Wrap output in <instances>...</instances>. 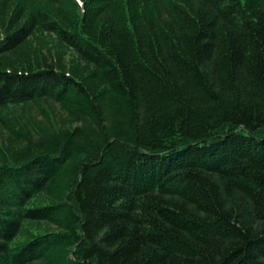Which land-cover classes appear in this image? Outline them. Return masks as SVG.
Returning <instances> with one entry per match:
<instances>
[{"label": "trees", "instance_id": "1", "mask_svg": "<svg viewBox=\"0 0 264 264\" xmlns=\"http://www.w3.org/2000/svg\"><path fill=\"white\" fill-rule=\"evenodd\" d=\"M0 264H264V0H0Z\"/></svg>", "mask_w": 264, "mask_h": 264}, {"label": "rangeland", "instance_id": "2", "mask_svg": "<svg viewBox=\"0 0 264 264\" xmlns=\"http://www.w3.org/2000/svg\"><path fill=\"white\" fill-rule=\"evenodd\" d=\"M45 39L47 40V41H49V45L51 46V47H53V48H58V46H57V43L54 41V40H49L46 36H45ZM71 58V55L69 54V52L67 53V55H66V60H68V59H70ZM40 228V227H39Z\"/></svg>", "mask_w": 264, "mask_h": 264}]
</instances>
